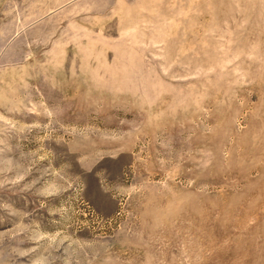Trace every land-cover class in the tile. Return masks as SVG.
Returning a JSON list of instances; mask_svg holds the SVG:
<instances>
[{"label":"rangeland","instance_id":"obj_1","mask_svg":"<svg viewBox=\"0 0 264 264\" xmlns=\"http://www.w3.org/2000/svg\"><path fill=\"white\" fill-rule=\"evenodd\" d=\"M0 264H264V0H0Z\"/></svg>","mask_w":264,"mask_h":264}]
</instances>
